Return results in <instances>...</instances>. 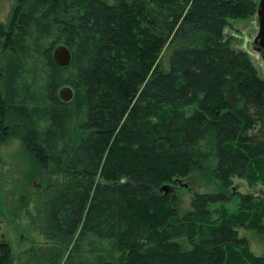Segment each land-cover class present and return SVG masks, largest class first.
Masks as SVG:
<instances>
[{
    "label": "trees",
    "instance_id": "16d2710c",
    "mask_svg": "<svg viewBox=\"0 0 264 264\" xmlns=\"http://www.w3.org/2000/svg\"><path fill=\"white\" fill-rule=\"evenodd\" d=\"M259 1L19 0L0 24V143L20 141L47 180L52 244L26 264H264V202L234 191L264 186V77L226 35ZM193 175L220 190L180 216L162 189Z\"/></svg>",
    "mask_w": 264,
    "mask_h": 264
},
{
    "label": "rangeland",
    "instance_id": "374dc122",
    "mask_svg": "<svg viewBox=\"0 0 264 264\" xmlns=\"http://www.w3.org/2000/svg\"><path fill=\"white\" fill-rule=\"evenodd\" d=\"M20 7L19 0H0V24H7L13 14ZM259 32L257 16L241 20H230L226 28V35L233 48L248 54L253 66L264 77L263 53L258 51L254 40ZM168 44L159 56L160 68L169 70V59L178 47ZM34 163L25 152L18 140L0 143V242H7L15 258V264H26L34 258L33 254L41 253L43 249L52 246L40 232L41 216L37 213L38 199L36 192L46 188L47 180L32 177ZM249 184L244 180L234 181V191L241 195L253 197V201L264 202V186L260 180ZM187 186V188L185 187ZM163 191L170 196L171 202L177 208L179 215L183 216L191 209V199L195 193H216L220 188L217 184L203 180L193 175L184 180H178L176 185ZM239 202L234 200L228 207L230 211L238 208ZM242 232V231H241ZM101 252L102 248L95 241L88 239L84 242L83 250ZM91 246V245H90ZM61 264H64L67 253L65 251ZM40 257L41 254H38Z\"/></svg>",
    "mask_w": 264,
    "mask_h": 264
},
{
    "label": "water",
    "instance_id": "95a60500",
    "mask_svg": "<svg viewBox=\"0 0 264 264\" xmlns=\"http://www.w3.org/2000/svg\"><path fill=\"white\" fill-rule=\"evenodd\" d=\"M257 18L259 24V32L257 37L254 40V44L258 47V51L263 53L264 58V0L259 1L257 9ZM55 62L62 66L66 67L71 62V54L66 47H58L54 53ZM61 97L65 101H69L72 98V91L70 89H64L60 92ZM187 188V186H185ZM168 187H164L162 191H168Z\"/></svg>",
    "mask_w": 264,
    "mask_h": 264
}]
</instances>
